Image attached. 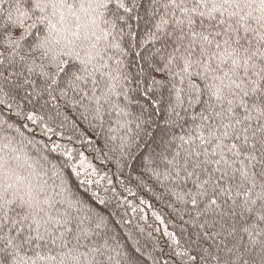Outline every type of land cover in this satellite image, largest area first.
Segmentation results:
<instances>
[{"label":"snow or ice","instance_id":"obj_1","mask_svg":"<svg viewBox=\"0 0 264 264\" xmlns=\"http://www.w3.org/2000/svg\"><path fill=\"white\" fill-rule=\"evenodd\" d=\"M18 98L79 112L96 159L166 184L178 264H264V0H0V105L45 120ZM12 131L0 118V264H139L71 192L65 169L96 183L84 153L33 158Z\"/></svg>","mask_w":264,"mask_h":264},{"label":"trees","instance_id":"obj_2","mask_svg":"<svg viewBox=\"0 0 264 264\" xmlns=\"http://www.w3.org/2000/svg\"><path fill=\"white\" fill-rule=\"evenodd\" d=\"M128 59L132 60L134 56L130 54ZM135 59L138 60V58ZM18 100L21 104L26 105L25 111L35 107L38 115H44L45 120L33 123L27 120L24 115L16 114L15 103H13L12 111H9L6 105H0V118L8 119L9 123L22 133L20 135L14 131L10 132V135L15 136L14 146L21 153H27L33 158H38V154L42 153L54 163L66 161L67 157L63 155L62 151H52V143L60 144L63 149L74 150V154L84 153L87 158L84 168L91 173L92 170L88 169L87 165L89 163L93 165L96 172L89 178L96 183L81 186L80 181L84 180V174L76 177L70 169H65V172L71 175V192L78 196L86 194L91 197L90 203L109 218L112 231L119 242L134 252L139 264H178V258L173 256L171 250L175 246L169 247L165 233L160 228L162 226L169 233H177L178 238L184 231L181 228L183 222L174 210L176 207L175 198L170 195L166 184L155 179L149 172L141 174L144 168L142 161L134 162L135 170L126 168L123 170V174H120L114 162L102 163L101 160L96 159L97 154L87 141L91 136L94 145L96 140H100L102 145L103 139L90 133L88 121L83 120L79 112L66 111L63 104L60 109H56L52 105L40 109L39 105L29 104L22 98H18ZM57 111L62 114L56 115ZM131 111L134 115H139L140 107L133 105ZM65 116L68 117L67 120L64 119ZM114 119L113 116V124ZM44 122H47L55 131L46 133L43 129ZM107 127L106 124L105 135L108 134ZM59 132H62L63 135L56 134ZM173 134H182L179 125L174 128ZM2 135L3 133H0V136ZM69 137H71L70 140ZM45 145L47 148L44 147ZM93 193H98L99 197L93 196ZM100 199L105 201L103 205L99 204ZM154 214L156 216H153ZM184 219L186 220L187 217ZM135 249H139V251L136 252Z\"/></svg>","mask_w":264,"mask_h":264},{"label":"rangeland","instance_id":"obj_3","mask_svg":"<svg viewBox=\"0 0 264 264\" xmlns=\"http://www.w3.org/2000/svg\"><path fill=\"white\" fill-rule=\"evenodd\" d=\"M153 216H156L155 214L153 215ZM160 228H162V230L164 231V233H165V237L167 238L166 240H167V243H168V245H169V247L171 248L172 246L174 247V244H173V242H172V239L170 238V236L167 234V233H169L166 229H164V227H162V226H160ZM171 250H172V248H171Z\"/></svg>","mask_w":264,"mask_h":264}]
</instances>
